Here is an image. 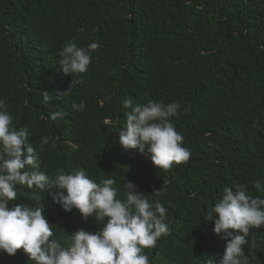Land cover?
<instances>
[{"label": "trees", "instance_id": "trees-1", "mask_svg": "<svg viewBox=\"0 0 264 264\" xmlns=\"http://www.w3.org/2000/svg\"><path fill=\"white\" fill-rule=\"evenodd\" d=\"M69 41L100 47L87 72L73 76L82 83L63 95L72 76L60 70L57 53ZM125 98L180 105L171 122L191 151L187 163L157 169L122 148ZM0 99L13 127L28 129L40 171L83 168L96 182L115 176L121 197L126 179L163 204L171 231L144 250L150 264H206L226 247L206 218L223 189L243 184L264 197L253 187L264 182V0H0ZM81 101L85 110H74ZM59 110L64 118L52 121ZM43 136L50 141L41 146ZM17 189L10 206L42 204L62 243L78 229L102 227L65 212L48 192ZM247 239L242 264H264V226ZM0 264L31 262L20 249L0 252Z\"/></svg>", "mask_w": 264, "mask_h": 264}, {"label": "clouds", "instance_id": "clouds-1", "mask_svg": "<svg viewBox=\"0 0 264 264\" xmlns=\"http://www.w3.org/2000/svg\"><path fill=\"white\" fill-rule=\"evenodd\" d=\"M99 47L98 42L80 46L69 41L58 51L60 70L72 76L69 90L63 95L82 83L73 76L87 72L91 56ZM42 96L43 103L51 102L52 95L44 92ZM122 105L130 109L118 133L124 150L144 155L157 169L168 170L174 163L189 161L191 151L171 122L181 110L178 103H134L132 98H125ZM72 108L84 111L86 104L73 103ZM64 116L62 110L50 114L52 121ZM111 123L115 126L116 121ZM28 137L26 127H13V117L6 102L0 99V252L14 256L22 249L31 264H150L144 250L154 248L158 239L171 231L163 204L150 202L148 194L139 192L126 179L121 197L115 176L96 182L83 168L67 174L60 169L49 176L39 170L40 153ZM49 141L48 136L40 138L41 146ZM18 185L48 192L65 212L75 209L85 221L89 217L102 221V227L96 232L78 229L62 243L54 238L56 226L47 220L42 204L10 206L17 200ZM253 187L264 193V182L257 180ZM160 193L161 189H153L151 195L159 197ZM206 218L214 223V232L226 241L223 255L218 259L208 256L206 264H242L250 229L264 226V197H253L243 184L235 186V191L225 187L222 198Z\"/></svg>", "mask_w": 264, "mask_h": 264}]
</instances>
